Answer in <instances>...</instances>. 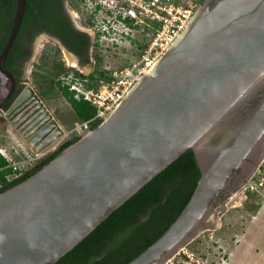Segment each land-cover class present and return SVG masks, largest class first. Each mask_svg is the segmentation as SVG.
<instances>
[{"label":"water","instance_id":"obj_1","mask_svg":"<svg viewBox=\"0 0 264 264\" xmlns=\"http://www.w3.org/2000/svg\"><path fill=\"white\" fill-rule=\"evenodd\" d=\"M25 5L17 0L0 53L6 99L15 76L3 63ZM52 122L54 134L43 147L64 133ZM189 148L202 173L190 200L126 264H162L199 233L215 229L218 215L234 206L232 195L264 161V0H204L153 71L106 119L1 192L0 264L57 263ZM241 168L245 180L231 187ZM223 196L229 200L219 205Z\"/></svg>","mask_w":264,"mask_h":264},{"label":"trees","instance_id":"obj_2","mask_svg":"<svg viewBox=\"0 0 264 264\" xmlns=\"http://www.w3.org/2000/svg\"><path fill=\"white\" fill-rule=\"evenodd\" d=\"M82 1L84 0H79L74 5L78 6ZM203 1L200 0V4ZM16 2L17 0H0V53L10 34ZM62 4L63 0H26L19 31L3 63L5 69L17 77L21 74L16 65L17 59L29 55V52L23 53L21 40L25 35L33 34L35 27L50 25L38 22V14L50 17L51 9L59 10ZM56 14V23L48 28L60 34L63 31L67 34L68 21L62 14ZM88 23L92 26L93 19L89 18ZM153 27H147L148 31ZM63 37L70 46L68 38ZM148 40L149 37L141 46L140 55ZM71 48L76 50L75 46L71 45ZM37 66L39 70L34 71V82L45 98L53 96L58 89L71 105L78 121L89 120L95 115L96 109L91 102L75 98L73 91L67 85H62L60 80L63 75L71 71L77 76L87 78L86 84L90 87L98 78L106 77L105 69L95 70L87 76L83 75L76 69L66 66L56 47H47L41 53ZM99 124L100 121L92 122L91 129ZM80 137L81 134H75L67 139L38 165L12 180L8 179L12 169L8 166L7 159L0 154V183H2L0 193L30 177ZM261 169L264 170V163ZM201 174L196 153L189 148L112 212L55 264H126L152 244L174 222L190 200ZM262 191L264 192V189ZM260 194V191L248 192L246 194L248 202L243 205L244 209L256 211L261 204Z\"/></svg>","mask_w":264,"mask_h":264},{"label":"built area","instance_id":"obj_3","mask_svg":"<svg viewBox=\"0 0 264 264\" xmlns=\"http://www.w3.org/2000/svg\"><path fill=\"white\" fill-rule=\"evenodd\" d=\"M87 1L91 2V0ZM90 12L93 15L92 26L104 47L119 46V43L125 39H129L130 42V36L137 26L154 27L148 31L149 40L138 60L121 68L106 67V77L98 78L92 86H87V78L77 76L74 72L61 77L62 85H67L73 91L75 98L91 102L96 109L91 119L82 121L75 128L78 134L91 129L92 122L101 123L106 119L142 76L153 71L161 56L185 29L194 13V8L189 3L180 4L171 0H93ZM0 153L11 162L9 153L1 145ZM262 189H264V170L258 167L254 175L238 191H242L246 196L248 192L262 191ZM178 255L183 259L182 263L178 262ZM162 264H199V262L194 258V253L183 245Z\"/></svg>","mask_w":264,"mask_h":264},{"label":"rangeland","instance_id":"obj_4","mask_svg":"<svg viewBox=\"0 0 264 264\" xmlns=\"http://www.w3.org/2000/svg\"><path fill=\"white\" fill-rule=\"evenodd\" d=\"M171 1L180 4L189 3L193 6L194 12L200 5V0ZM92 4L93 0H91L90 3L89 1L86 0L85 2L84 0L78 5V7L74 4L72 5L70 12L79 25H87L88 18H90V20L93 19L90 12ZM87 27V30L90 31V25ZM128 40L125 39L119 43L120 45L118 48L114 46H103L106 48L104 49L106 55H103V58L100 61L99 70L105 69L106 67L121 68L128 66L140 58V51L138 54L132 53V50H135L136 47L130 45ZM47 44L52 46L54 42L51 41ZM42 45L43 44L39 39L34 42L33 56L26 63L25 75L27 76L26 80L28 83L34 82V71L39 70L37 62L39 56L44 51ZM59 56L62 58L66 66L70 68L72 67L71 65L73 62L70 59L72 56L66 49H62V51L59 52ZM81 70L86 75L89 74L90 71L88 66H84ZM44 103L65 131L64 136L60 137L51 145V147L54 148L62 140L74 136L76 134L74 132L75 128L81 123V121L76 119L71 105L58 89H56L54 95L50 98H44ZM19 144H23V148L29 150L30 153L33 152L32 150L27 149V145L21 140V138L17 140V138L13 136V129L7 121L2 123L0 126V145L4 146L6 150H12ZM32 157L33 154H30L23 158ZM263 163L264 162H262L261 165ZM261 165L257 166L250 178L254 175L258 167H261ZM260 192L261 204L254 212L244 209L243 205L245 202H248V200H246L247 198L242 194V191L234 193L232 195L234 206L218 215L215 222V229L203 231L199 233L193 242L190 241L189 243L186 242L184 244L188 251L194 253V258L199 264H264V192ZM228 200V198H225L219 205L226 204ZM177 260L180 263L183 262V259L179 255Z\"/></svg>","mask_w":264,"mask_h":264},{"label":"flooded vegetation","instance_id":"obj_5","mask_svg":"<svg viewBox=\"0 0 264 264\" xmlns=\"http://www.w3.org/2000/svg\"><path fill=\"white\" fill-rule=\"evenodd\" d=\"M72 1L63 0V4L61 5L59 10L56 8L51 9L52 12H50V17L48 15L42 16L41 14H38L37 18L38 22L53 25L57 21L56 13H60L68 21L69 30L65 29L66 31H68V33L66 34L63 31L61 35L59 32H55L53 29H49L48 27L50 25H48V27H35V29L33 30V34L25 35L21 40V47L24 48L23 53L26 54L29 52V55H23L17 59L18 63H16V65L21 74L18 77L13 74L15 76V88L8 99H6L8 95L6 96V98L4 96L5 94H7L5 86H0V90L2 91L0 92V99L3 101L0 106V126L2 123L7 121L10 127L13 129V136H15L17 140L21 138V140L27 145V149L33 151L32 153H30L29 150L24 149L23 144L17 145V147L12 150H6L11 157V162H8V166L12 169L10 177H8L9 180L20 176L25 171L30 170L38 165L43 159L50 156L53 151H55L64 141L67 140H62L54 148L51 147V145L54 144L60 137L64 136L63 133V135H61L53 143L49 144L46 147H43L49 136L54 134V129L50 131L49 127L53 123L52 120L56 119L50 112L48 107L45 105V97L39 91L35 82L28 83V81L26 80L27 76L25 75V66L33 56L34 42L39 39L43 44V50H45L47 47H56L59 49V52H61L62 49H66L75 60V62L72 63L71 68L76 69L83 75L86 74L82 72L81 68H83L84 66H88V69H90L89 74L93 73L95 70L99 69L100 64H98V62L102 60L103 55H106L104 53V49L106 48H104L101 42H99L97 32L95 31L93 26L90 25V31H92L90 32L89 30H87V26H89V23H87V25L84 24V26H81L76 22L74 16L70 12V9L72 5L77 3L79 0ZM47 13L49 12L47 11ZM147 34L148 29L144 28L143 26H137L134 28L130 40V45L136 48L135 50H132V53L138 54V52L141 50V46L147 39ZM63 36L68 38L70 46L65 42ZM51 41H53L54 44H52V46H49L50 44L47 43ZM71 45L75 46L76 50L72 49ZM114 47L118 48V46ZM50 115L52 116L51 118H49ZM43 118H46V122L43 120ZM47 120H51V122H48ZM56 122L58 123V126L61 127L57 120ZM62 130L63 132H65L63 128ZM74 132L78 134L77 131ZM72 137L73 136H71L70 138ZM33 142H35V144ZM30 154H33L32 158H23ZM2 156L6 159L4 155ZM249 161L255 162L254 159H250ZM245 171L246 170L244 168H241L238 171V173L231 180V187L239 185L243 180H245L247 175ZM1 187L2 183H0V188Z\"/></svg>","mask_w":264,"mask_h":264},{"label":"bare ground","instance_id":"obj_6","mask_svg":"<svg viewBox=\"0 0 264 264\" xmlns=\"http://www.w3.org/2000/svg\"><path fill=\"white\" fill-rule=\"evenodd\" d=\"M70 57H71V56H70ZM70 59H71V61H72L73 63L75 62V60H74L73 56H72ZM41 117H42V116H41ZM41 117H40V118H41ZM43 120L45 121V120H46V118H45V119L43 118ZM44 121H43V123H44ZM47 121H48V120H47ZM49 121L51 122V120H49ZM49 121H48V122H49ZM45 122H46V121H45ZM33 143L35 144V142H33Z\"/></svg>","mask_w":264,"mask_h":264}]
</instances>
